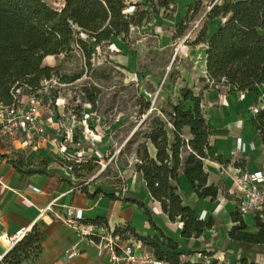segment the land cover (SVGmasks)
I'll return each mask as SVG.
<instances>
[{
  "label": "trees",
  "instance_id": "obj_1",
  "mask_svg": "<svg viewBox=\"0 0 264 264\" xmlns=\"http://www.w3.org/2000/svg\"><path fill=\"white\" fill-rule=\"evenodd\" d=\"M104 5V0H66L62 8H53L45 0H0V102L9 106L15 104L17 90H21L19 97L26 93L32 97H40L42 83L52 78L59 79L65 85L80 79V76L73 79L62 77L56 67L44 66V60L49 56H68L78 52L90 65L94 47L81 36L86 34L96 44L111 39L112 33L105 37L93 31L88 32L91 25L96 23L97 14ZM198 11L196 9L195 14ZM146 15V12L138 11L135 16L139 21L134 25L141 27ZM206 18L227 19L212 37L208 36L206 25L196 40L197 43L208 42L206 75L210 86L207 88L224 87L248 93L264 85V0H223L221 5L213 7ZM131 20H134L133 17ZM188 30V24L180 25L176 35L183 37ZM84 94L95 104L93 91L84 89ZM143 102L146 108L150 107V102ZM187 102L193 103L191 109H184ZM168 103L174 115L192 119L189 127L191 139L187 140L183 137L184 132L179 131L174 133L173 141L161 140L158 132L150 134L148 139L152 142L155 153H151L147 145H142L136 152L138 161L134 168L169 220H180L183 225L182 238L198 239L205 230H211L222 222L213 217L205 222L197 217L195 207L186 203L187 197L179 185V177L186 176L199 199L214 202L222 188L215 183L209 184L206 162H224L221 156L209 154L212 150L210 139L213 131L202 110L203 94L196 96L192 89L186 87L181 91L176 105L170 101ZM252 125L264 141V109L255 114ZM77 136V133L73 135V144L80 143ZM0 158L7 160L22 175L50 174L47 160H42L39 165L29 166L24 156L17 152H13L11 156L0 155ZM57 160L61 166L71 169L76 180L82 179V171H93L91 162L77 163L70 156L63 161ZM235 166L245 168L246 160L237 159ZM67 182L71 184L70 181ZM84 184L82 192L90 200L103 196L113 201L136 205L144 211L149 224L160 233V237L143 236L126 224L115 227L114 236H119L126 242L132 237L145 250L168 264H225L217 259L211 263H206L203 259L193 262L189 257L196 252L185 251V247L177 239L168 237L159 229L147 205L138 198L129 194L120 198L115 192L96 187L90 193L92 184ZM230 218L234 226L228 232L229 242L241 254H247V257L264 253V221L255 218L257 232L249 233L247 223L238 209L230 214ZM92 224L107 225V221L97 219ZM43 240L44 232L38 225L34 226L0 260V264H28L41 252ZM201 254L204 257L213 256V253L209 255L208 252ZM240 262L248 264L247 259Z\"/></svg>",
  "mask_w": 264,
  "mask_h": 264
},
{
  "label": "crops",
  "instance_id": "obj_2",
  "mask_svg": "<svg viewBox=\"0 0 264 264\" xmlns=\"http://www.w3.org/2000/svg\"><path fill=\"white\" fill-rule=\"evenodd\" d=\"M128 1L135 5L133 9H139L152 16L144 32L153 34L161 49L171 52L175 68L179 70L172 80L169 76L159 80L161 90L164 88L167 97H176L177 102L180 100L181 91L186 87L192 89L196 96L203 94L204 114L213 131L210 139L212 150L209 154L221 156L224 162L223 164L216 161L206 162V171L209 173V184L221 185V193L214 202L199 199L193 184L185 175H181L178 181L187 197L186 203L195 207L198 218L207 222L213 217L222 224L205 230L198 239L182 238L183 225L180 220L177 219L175 222L169 220L163 213L160 203L152 198L146 189L145 182L140 176L138 190L135 185H130L118 196L122 198L129 194L144 202L159 229L168 237L177 239L185 247V251L196 252L194 256L189 257L193 262L200 260L202 252H208L213 253L215 259L225 264H241L240 261L244 259H247L248 264H264V253L247 257V254H241L228 238V232L234 226L230 214L237 209L234 198L229 194L233 187V179L245 170L257 171L264 167V141L252 125L255 110L264 109V85L248 93L224 87L207 88L210 86L206 75L208 42H196L202 27L198 28L191 41L184 43L183 38L200 21L201 24L207 25L209 37L227 21L224 18H206L208 6L216 0ZM222 2L223 0H219L217 4L221 5ZM196 9L199 10L197 14ZM187 24L189 30L185 36L176 35L178 27ZM62 58L63 56H49L44 60V66L55 68ZM132 59L133 61L128 59L126 63L134 70L136 63L134 57ZM23 101L28 104V97L23 96ZM173 104L176 105V101ZM185 106L191 109L193 103L187 102ZM53 111L55 114L42 108L43 121L45 119L47 127L51 125L53 128L51 130L56 136L55 131H59L60 128V121H57V118L60 117L55 110ZM62 112L65 110L59 111V114L64 116ZM47 136L40 138L35 135H19L14 141L0 142V155L11 156L13 152L20 153L29 166H36L42 160H47L50 173L22 175L16 172L7 160L0 158V256H5L9 252L11 237L22 230L28 233L36 225L44 232V240L41 252L28 264H109L107 257L98 256L97 234L103 236L109 228L126 224L143 236L160 237V233L149 224L144 211L136 205L113 201L103 196L95 200L88 199L82 192L83 184L76 183L71 169L61 166L57 160H65L69 156L68 152L59 147L56 139L50 140ZM183 137L191 139L190 130H187ZM239 139L248 145L245 153L238 155L239 158L246 160L245 168L236 167V160L231 155ZM93 189L94 187H90L89 192L92 193ZM52 203V212L45 211ZM68 208L84 212V220L76 228L68 227L56 217L58 214L63 215ZM97 219L107 221V225L92 224ZM246 223L247 232H257L254 220L248 219ZM72 252L73 258L66 262L64 256Z\"/></svg>",
  "mask_w": 264,
  "mask_h": 264
},
{
  "label": "rangeland",
  "instance_id": "obj_3",
  "mask_svg": "<svg viewBox=\"0 0 264 264\" xmlns=\"http://www.w3.org/2000/svg\"><path fill=\"white\" fill-rule=\"evenodd\" d=\"M45 1L53 8H62L66 3V0ZM104 1L106 5L99 10L97 21L88 32L105 37L112 33V37L96 44L86 34L81 36L94 47L90 65L77 52L63 55L58 62L57 72L62 77L80 76V79L51 92L50 97H61L69 111L65 109L62 116L59 111L63 105L52 108L60 117L57 121L65 126L62 128L61 124L55 136L48 125L47 138L56 139L59 147L77 163H92L93 171H82V179L76 183L92 184L119 195L130 185L138 190L139 176L134 168L138 161L136 152L145 144L155 153L149 135L158 132L161 140L172 141L176 131L189 130L192 119L174 115L168 102L178 103L176 97H167L165 89L161 90L159 80L164 76L172 80L179 70L175 68L171 52L162 50L153 34L144 32L152 16L147 14L138 27L134 25L139 21L135 15L140 10L133 9L135 5L128 0ZM202 24L200 28L205 27ZM132 57L136 63L134 70L126 63L128 59L133 61ZM84 89L94 92L95 104L86 97ZM25 97L30 101L32 96L26 93ZM143 101L150 102V107L146 108ZM202 110L204 113L203 106ZM70 131L73 132L68 135ZM76 133L79 144L72 142ZM128 241L136 242L132 237ZM200 259L211 263L215 257L213 254Z\"/></svg>",
  "mask_w": 264,
  "mask_h": 264
},
{
  "label": "built area",
  "instance_id": "obj_4",
  "mask_svg": "<svg viewBox=\"0 0 264 264\" xmlns=\"http://www.w3.org/2000/svg\"><path fill=\"white\" fill-rule=\"evenodd\" d=\"M208 6L207 11L210 12L218 3ZM201 22L187 33L183 38L186 43L193 39L195 32L198 30ZM78 53V52H77ZM67 85L62 84L59 79L42 83V89L39 94L42 97H31L30 104L23 101V97H19L21 90H17L15 99L17 102L13 105H5L0 102V141H14L19 135H35L40 138L47 136L49 130L43 121L42 108L47 111L54 112L52 108H60L64 101L61 97H50L53 89L65 88ZM57 108V109H58ZM258 110H255L257 113ZM61 125V124H60ZM65 125H62L63 128ZM70 131L68 135H71ZM248 145L238 140L235 150L232 152L233 159H240L238 155L244 154ZM229 194L234 198L237 209L245 220H254L260 218L264 221V167L257 171L245 170L233 179V187L229 190ZM53 203L50 204L45 211L52 212ZM65 225L70 228H76L84 220V212L80 209L68 208L63 215H56ZM27 231H19L10 238V250L23 240ZM99 241L96 243L98 256L100 258L107 257L109 264H168L165 261L157 259L151 252L145 250L139 242H126L119 236H114V228H109L105 235L97 234ZM9 250V251H10ZM74 253H67L64 256L66 262H70ZM4 256H0V260Z\"/></svg>",
  "mask_w": 264,
  "mask_h": 264
}]
</instances>
